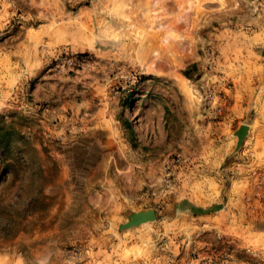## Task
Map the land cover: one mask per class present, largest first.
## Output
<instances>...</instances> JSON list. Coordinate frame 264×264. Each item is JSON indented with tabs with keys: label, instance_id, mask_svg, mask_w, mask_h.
<instances>
[{
	"label": "rangeland",
	"instance_id": "obj_1",
	"mask_svg": "<svg viewBox=\"0 0 264 264\" xmlns=\"http://www.w3.org/2000/svg\"><path fill=\"white\" fill-rule=\"evenodd\" d=\"M179 1L0 0V264H264V0Z\"/></svg>",
	"mask_w": 264,
	"mask_h": 264
},
{
	"label": "crops",
	"instance_id": "obj_2",
	"mask_svg": "<svg viewBox=\"0 0 264 264\" xmlns=\"http://www.w3.org/2000/svg\"><path fill=\"white\" fill-rule=\"evenodd\" d=\"M105 114L106 113H104L102 110L97 111L96 114H89L87 119V128L89 130H92L93 128H97V130L105 129L106 125L109 123V121L105 119ZM226 156V153H222V151H219L218 154L215 155V158H212V165L218 167L224 161ZM256 161L258 160L256 159ZM242 173L243 172H240L239 175L231 176V185L228 186L224 193L222 192L225 196V201L223 200V203L219 201V188H217L216 192L211 193L210 199L200 201L199 203H193V206L198 209H207L211 206H216L218 208L214 212L198 216L199 218L207 220V218L210 219L209 217L214 213H221L220 211L228 210L231 207H237L238 204H241L242 207L243 205H245V195L250 193L253 194V185L251 182L252 176L250 175V173L246 171L245 175H243ZM214 181L216 183V180ZM214 181H212L210 184H214Z\"/></svg>",
	"mask_w": 264,
	"mask_h": 264
},
{
	"label": "bare ground",
	"instance_id": "obj_3",
	"mask_svg": "<svg viewBox=\"0 0 264 264\" xmlns=\"http://www.w3.org/2000/svg\"><path fill=\"white\" fill-rule=\"evenodd\" d=\"M161 1L162 0H151V2H152V6L151 7L153 8L152 10L158 8L157 6H158L159 3H161ZM194 1H196L197 3H200L202 0H180L178 5H176V8H173V9L169 10V13L174 15L175 16L174 18L176 20H182L183 21V25L181 27H177V26H175V24L174 25L173 24H169L168 26H166L164 28L165 34L160 35V36L159 35H154V37L157 38V40L160 38L158 40V43H159V46H160L159 48H162L163 45H166L169 42H172V40H173V36H172L173 31L185 29V27H187V24L189 22H192L193 26L198 25V18L197 17H192V13L188 12V10H186V9H183L182 6H181V4L186 6L185 3L194 2ZM159 6H162V3ZM151 7H149V8H151ZM150 12H151V10L148 9V14L146 16V19H147L146 20L147 21L146 24L148 26H151V20L150 19H152V18L150 17V15H151V14H149ZM150 36H152V35H150ZM149 69L153 70V67L150 66ZM147 224L148 223L141 224V225H147Z\"/></svg>",
	"mask_w": 264,
	"mask_h": 264
},
{
	"label": "water",
	"instance_id": "obj_4",
	"mask_svg": "<svg viewBox=\"0 0 264 264\" xmlns=\"http://www.w3.org/2000/svg\"><path fill=\"white\" fill-rule=\"evenodd\" d=\"M248 126L239 125L232 133L235 138L233 152L238 151L243 139L247 136ZM156 220V215L151 209H143L136 212H129L125 217V222L117 226V231L128 230L140 226L141 224L151 223Z\"/></svg>",
	"mask_w": 264,
	"mask_h": 264
},
{
	"label": "trees",
	"instance_id": "obj_5",
	"mask_svg": "<svg viewBox=\"0 0 264 264\" xmlns=\"http://www.w3.org/2000/svg\"><path fill=\"white\" fill-rule=\"evenodd\" d=\"M82 56H85L84 54H78L77 57L81 58ZM259 56L264 59V45L261 47L259 51ZM125 128H128L127 125ZM189 209L193 215H203V214H208L210 212L216 211L218 208L216 206H211L208 209H198L193 206H189Z\"/></svg>",
	"mask_w": 264,
	"mask_h": 264
}]
</instances>
